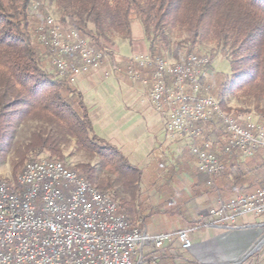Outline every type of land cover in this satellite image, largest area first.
Returning <instances> with one entry per match:
<instances>
[{
	"label": "trees",
	"instance_id": "trees-1",
	"mask_svg": "<svg viewBox=\"0 0 264 264\" xmlns=\"http://www.w3.org/2000/svg\"><path fill=\"white\" fill-rule=\"evenodd\" d=\"M57 2L62 10L59 19L62 27L75 31L97 50L114 47L107 36V33L112 32L124 36L132 54L148 52L151 57H163L169 45L165 30L177 28L186 35V39L178 42L172 52L173 58L178 60L182 51L190 54L201 37L211 38L220 55L227 58L230 64L233 90L264 103V0ZM35 3V0H0V157L4 158L13 149L17 126L35 122L37 126L30 132L27 142L14 150L12 172L16 178L22 172L28 156V159H32V154H46L48 159L65 164L61 147L74 140L79 151L99 158L100 170L112 176L113 180L99 178L88 164L72 169L98 191L109 192L119 211L132 224L138 221L137 218L146 222L150 216L146 215V201L137 202L141 194V171L131 165L116 146L94 134L82 94L67 77L58 75L51 65L50 52L38 41L36 30L45 18H36L37 14H42V10L40 6L34 9ZM136 19L140 22L147 45L142 40L133 39L131 26ZM89 24L93 25L94 30L89 29ZM110 56L115 63L113 54ZM227 79L224 78V91L228 87ZM220 99L218 101L222 109L230 111ZM255 109L260 114V124L264 125V106L260 109L256 106ZM218 124L221 125L218 120H214L203 126L202 142L209 143L210 151L217 155L223 165L222 172L209 185L208 178L198 172L196 167L194 186L187 191L183 188L175 190L173 187L169 191L175 201L181 203L183 197L189 200L215 194L218 190L225 196L247 194L264 186V157L261 156L264 150H259L249 158L242 157L236 151L225 153L226 140L211 142L209 139L210 135L217 134ZM186 147L188 145L183 150ZM181 158L183 160L175 161L194 162L196 165L191 152L188 159L183 155ZM176 169L175 166H168L166 176L168 173H177ZM167 182L164 181L165 184ZM114 184L120 185L129 198L113 192ZM172 249L167 245L156 253L157 261L148 258L145 264H176ZM175 249L180 250L179 247ZM160 252H164V255L159 256Z\"/></svg>",
	"mask_w": 264,
	"mask_h": 264
},
{
	"label": "built area",
	"instance_id": "built-area-1",
	"mask_svg": "<svg viewBox=\"0 0 264 264\" xmlns=\"http://www.w3.org/2000/svg\"><path fill=\"white\" fill-rule=\"evenodd\" d=\"M39 6L36 2L33 8ZM36 31L51 54V65L70 83L104 63L109 66L106 75L120 71L116 61H109L108 50L90 46L51 14ZM210 66L204 55L169 61L146 53L130 56L125 73L132 83L144 84L149 74L148 101L164 133L171 140L191 142L197 170L212 185L223 165L209 143L202 142L203 126L218 120L227 134L225 153L236 151L244 158L264 150V126L250 115H217L215 98L206 86ZM219 198L206 212L211 225L233 228L241 216L264 214V186ZM194 230L150 234L142 220L132 224L119 211L109 192L92 190L72 167L41 155L32 154L12 183L0 178V264H145L148 258L157 261L156 253L167 245L177 243L180 250H189Z\"/></svg>",
	"mask_w": 264,
	"mask_h": 264
},
{
	"label": "rangeland",
	"instance_id": "rangeland-1",
	"mask_svg": "<svg viewBox=\"0 0 264 264\" xmlns=\"http://www.w3.org/2000/svg\"><path fill=\"white\" fill-rule=\"evenodd\" d=\"M35 2L40 4L42 10V14H37L36 18L40 19L41 16L42 18H45L48 14H51L57 19H60L62 10L57 0H35ZM41 10L38 11L40 12ZM88 27L90 30H94L92 24H89ZM131 28L133 39L142 40L147 45L138 19L134 20ZM165 31L169 40V45L163 55V58H166L169 61L183 60V58L186 55H189V53L182 51L179 59L177 60L173 58L172 52L178 42H182L186 39L185 33L177 28H166ZM107 36L114 46L112 49H105L108 50L109 61L112 62L110 55L113 54L120 71L114 73L113 76H108L105 73L109 70V66L108 63H104L102 68H105L106 70L103 71L100 69L95 71L97 74L92 77L94 84L91 83V81H85V83L75 82L73 85H75L76 88L83 93L84 102L89 107L90 117L95 126V134L99 135V137L105 139L109 143H115L116 140H122L124 142L122 149L120 148L122 154L128 159L131 165L136 166L141 171L143 179L140 183L139 191H141V194H139L137 202H140L141 200L146 201V195L148 193L153 195L158 192L166 198L170 194L169 191L172 189L177 190L182 188L184 183L174 180L173 174L168 173L166 176L168 166H166L165 161L170 160L173 162L176 159L183 160L181 155L188 159L190 156L189 144L191 142L187 140L186 146L188 145V147L183 150L185 144H174V142L170 141L171 139L167 136V139H165L162 122L158 115L151 109L148 101L149 89L151 85L150 78L144 75V78L147 80L146 84L142 82L132 83L125 73L126 67L128 66L127 60L130 56L134 55L131 52V47L128 41L122 34L118 33H107ZM190 54H201L210 58L212 67L210 66L207 70L206 86L209 88L210 94L217 101L218 98H221L220 100L224 103V106L230 110L228 111L229 114L244 112L242 114L247 116L250 115L256 122L262 123L260 120V114L255 108L256 106H258L259 109L262 108L264 103L262 101L257 102L251 97L244 96L240 91L233 90L232 78L230 76V64L227 58L220 55L219 49L217 48L214 40L211 38L205 39L201 37L196 48ZM212 55H215V57H212ZM50 69L53 71L51 66ZM86 76L88 75L86 74ZM224 78H228V87L225 91L223 90ZM36 126L37 123L35 122L22 123L17 126L14 134L15 145L13 146V149H11L4 158L0 157L1 180L9 181L11 183L15 181L16 177L12 172V162L15 160L14 150L17 147H22L27 142L30 132L35 129ZM216 128V135L218 137L213 134L209 136V139L211 142H225L226 138L223 134L221 125L218 124ZM115 135H118V137ZM153 137H157L158 139V141L156 140L154 146H152L151 142ZM164 141L167 144L164 143ZM159 143H162V145L164 144L166 148L164 150L159 148ZM61 148L62 159L67 166L73 168L74 166L88 164L94 168L96 176L99 178H109L110 180H113L112 176L107 175L100 170L99 158L96 155L79 151L75 146L74 140H70L66 144L62 145ZM261 154V156L264 157V152ZM41 156L48 158V155L46 154ZM28 158L30 157L28 156ZM28 158L26 159V163L29 161ZM150 159L159 161V166L154 168L147 167ZM166 180L169 181L167 184L164 183ZM112 190L120 197L129 198V194L123 192L118 184H114ZM250 217H253V222L255 223L264 222V214L251 215ZM250 217H248V219H250ZM172 225L173 224L169 221L168 216L166 215H162L161 217L156 218V220L154 218L150 219L149 217L146 220V226L150 234H152L154 228H156L159 234L163 232L166 233L174 229L173 227L175 226ZM263 228L264 227H260V235L258 240L254 243V246L247 250L238 262L230 263L225 261L220 262L219 264H245V262L252 260L257 262L258 258L264 255ZM177 254L179 255L178 252Z\"/></svg>",
	"mask_w": 264,
	"mask_h": 264
},
{
	"label": "crops",
	"instance_id": "crops-1",
	"mask_svg": "<svg viewBox=\"0 0 264 264\" xmlns=\"http://www.w3.org/2000/svg\"><path fill=\"white\" fill-rule=\"evenodd\" d=\"M101 70L105 71L106 69L101 68ZM95 74L97 73L91 72L87 74L88 76L82 75L78 77L76 82L85 83V81H91V83H93L94 81H92L93 79L92 77ZM145 75L149 77V74L145 73ZM77 90L83 96L82 91H80L78 88ZM86 106H87L88 114L90 116L89 107L87 104ZM91 122L94 131L95 126L92 119ZM95 135L99 137V135L97 134ZM115 136L118 137V135ZM165 139H167L166 134H165ZM156 140L158 141L157 137H153L151 139L152 146H154ZM175 140H170V141H173L174 144L180 145L181 143L182 145L183 144L186 145L187 139L185 138H177ZM164 143L166 142L164 141ZM110 144L116 146L121 151L124 142L122 140L121 141L116 140L115 143L110 142ZM158 145L159 148H161L162 150L166 148L164 144L162 145V143H159ZM165 162H166V166L177 167L176 169L177 173L173 175L174 176L173 178L176 181L178 180L184 183L182 188L185 191H187V189L192 187V185L193 186L195 185L196 180L193 175L196 174L195 172L196 165L194 162L189 163V162H184L182 160H177L173 162L167 160ZM157 166H159V161L150 159L147 167L154 168ZM169 196L164 198L165 196L160 195L158 192H156L153 195H150V193H148L146 195L147 198L146 215H150L149 218L150 219L154 218L155 220L156 218H159L162 215L168 216L169 221L175 226L173 227L174 229L168 232H171L173 230L175 231V230L189 229L195 227L193 233L189 234V237L192 241V247L189 250L182 251L179 249H175L178 247L176 243L168 245L171 246V248H174L172 249L171 254L173 255L174 258L173 260L175 261L176 264H219L220 262H225V261L230 263L238 262L240 258L244 255V253L247 250H249L252 246H254V243L258 240L260 235V230H261L260 227H264V222H260V223L253 222L254 219L253 217H250L251 215H245L239 217L236 221L235 227L233 228L215 226L209 224L205 217L208 209L216 206L218 200L220 199L219 197H221L222 199H227L228 197L233 196V195L225 196L219 190L215 194L201 195L189 200L187 199L185 200V198L183 197L181 198V201H183L181 203L175 201L172 198V196L170 197ZM248 217H250V219H248ZM137 219L142 220L139 218ZM143 223L146 230L148 231L146 222ZM156 232L157 230L156 228H154L152 234H159L158 232L157 233ZM177 252L179 253V255L177 254ZM163 255L164 252H160L159 256H163ZM254 261L255 260L247 261L245 262V264H264V255L260 256L257 262Z\"/></svg>",
	"mask_w": 264,
	"mask_h": 264
},
{
	"label": "bare ground",
	"instance_id": "bare-ground-1",
	"mask_svg": "<svg viewBox=\"0 0 264 264\" xmlns=\"http://www.w3.org/2000/svg\"><path fill=\"white\" fill-rule=\"evenodd\" d=\"M221 108L222 107H220V103L216 99H214V109H215L217 115H232V114L224 112ZM27 164H28V162L25 165H27ZM72 173H77V172L72 169ZM22 174H23V170L18 175V177L16 179H19V177H21ZM92 190H97V189L94 186H92Z\"/></svg>",
	"mask_w": 264,
	"mask_h": 264
}]
</instances>
